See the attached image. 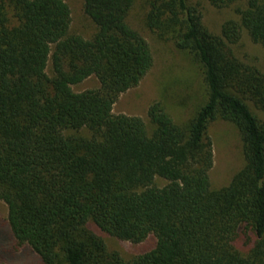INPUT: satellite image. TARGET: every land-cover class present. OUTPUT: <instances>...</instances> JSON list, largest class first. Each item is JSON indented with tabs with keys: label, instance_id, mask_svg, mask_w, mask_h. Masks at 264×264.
<instances>
[{
	"label": "trees",
	"instance_id": "1",
	"mask_svg": "<svg viewBox=\"0 0 264 264\" xmlns=\"http://www.w3.org/2000/svg\"><path fill=\"white\" fill-rule=\"evenodd\" d=\"M138 1L83 0L94 27L85 38L70 33L64 0H0V201L10 232L41 264H264V120L248 105L264 114V73L230 48L242 29L264 48V0H207L234 15L220 35L188 0H141L147 28L192 55L206 88L184 124L150 105V134L139 117L112 112L153 62L127 23ZM90 76L97 89L72 90ZM215 119L237 128L244 160L216 190ZM96 230L134 244L153 237L154 247L124 260Z\"/></svg>",
	"mask_w": 264,
	"mask_h": 264
},
{
	"label": "rangeland",
	"instance_id": "2",
	"mask_svg": "<svg viewBox=\"0 0 264 264\" xmlns=\"http://www.w3.org/2000/svg\"><path fill=\"white\" fill-rule=\"evenodd\" d=\"M70 9V33L89 37L94 27L83 13V0H64ZM202 15L204 27L214 35H220L224 21L234 18L229 10H216L207 0H188ZM145 9L139 0L127 18L128 25L148 44L152 55V66L138 84L120 94L113 104L114 114L139 117L150 134L153 124L148 109L159 103L177 124L189 121L206 99V88L201 66L186 50L176 48L173 41L159 38L145 24ZM233 54L241 62L256 67L264 73V48L254 43L244 29L239 40L230 45ZM46 72L51 75L50 60ZM98 80L90 76L72 86L74 92L97 89ZM250 110L260 120L264 114L248 103ZM207 135L212 146V166L208 172L210 188L220 189L229 184L233 175L243 164L242 142L237 128L226 121L215 119L207 125ZM162 185L164 182L157 180ZM96 233L103 238L109 251H117L124 260L147 252L154 247L155 240L149 237L141 243L121 241L105 233ZM0 264H41L36 254L26 245H18L7 223V207L0 201Z\"/></svg>",
	"mask_w": 264,
	"mask_h": 264
}]
</instances>
